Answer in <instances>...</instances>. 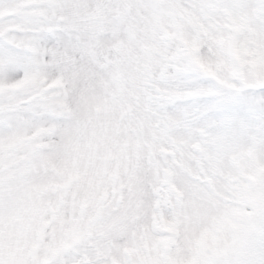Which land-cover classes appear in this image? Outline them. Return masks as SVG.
<instances>
[{
	"label": "snow or ice",
	"instance_id": "snow-or-ice-1",
	"mask_svg": "<svg viewBox=\"0 0 264 264\" xmlns=\"http://www.w3.org/2000/svg\"><path fill=\"white\" fill-rule=\"evenodd\" d=\"M0 264H264V0H0Z\"/></svg>",
	"mask_w": 264,
	"mask_h": 264
}]
</instances>
